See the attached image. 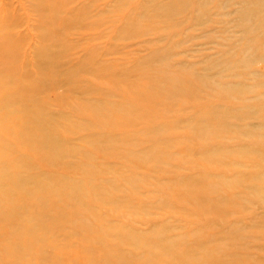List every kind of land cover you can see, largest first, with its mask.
Segmentation results:
<instances>
[{
  "label": "rangeland",
  "instance_id": "374dc122",
  "mask_svg": "<svg viewBox=\"0 0 264 264\" xmlns=\"http://www.w3.org/2000/svg\"><path fill=\"white\" fill-rule=\"evenodd\" d=\"M0 161V264H264V0H0Z\"/></svg>",
  "mask_w": 264,
  "mask_h": 264
},
{
  "label": "bare ground",
  "instance_id": "6f19581e",
  "mask_svg": "<svg viewBox=\"0 0 264 264\" xmlns=\"http://www.w3.org/2000/svg\"><path fill=\"white\" fill-rule=\"evenodd\" d=\"M182 89L185 91L183 87ZM147 98L148 96L146 94L140 93L139 102L142 100H147ZM146 106H150L148 101H146ZM0 164L4 166L6 169L4 174H0V206H1L0 213H3L1 209L2 207L4 208L6 217H10V216L13 217V215L17 216L15 214L20 213V216L18 217L21 219V224L24 225V228H22L20 231V235L21 236L25 235V233L28 234L29 236L30 235L36 236V233L37 235H39L41 232H44V227L41 225L43 224L42 221L44 216H51L50 221H52V223H54L56 220L55 216L51 215L52 212L50 211L49 205L42 208L37 207L38 203L43 202L42 200L43 198H44V203H49L50 201H52V199L50 198L52 194L48 192L46 189L38 187L34 182V179L37 176H39L41 172L39 171V169H37L38 170L37 175L32 176L31 179L28 180V184L26 188L23 189L24 190L23 193L20 192L19 189L24 186V181L19 178L18 174L17 175L13 174L12 171L17 167L26 168L28 166L22 164L11 165L2 161H0ZM3 181H6L7 184L10 186L7 190L2 188ZM259 184L260 185H258V190L260 193L264 194V186L261 184V182ZM66 189H67L66 187L62 188V196L61 197L57 196L59 199H61L60 200L61 202H63L65 198H67L68 201L71 200V197H68L64 192V191L68 192L67 191L68 189L67 190ZM53 191L55 192L54 195H57L56 190L53 189ZM74 226L77 229H83L82 226L77 225V223H74ZM77 231H81V230H77ZM30 244L31 242L29 243V245ZM151 244L152 242H149V244L145 248H149ZM22 245L23 244L20 240H18L15 244L12 243L10 244V246L8 247V250L10 251V255H8L7 264H23L24 262H26L27 253L25 250L22 251ZM57 246H59V251L63 253L67 251L66 240H62ZM110 246H113V243H111ZM205 252L206 254L204 256L206 257V260L210 257H214L215 255L212 252L211 246L208 247L207 251L204 250L203 254ZM11 254H13V256H15L16 258L13 257ZM147 256H150V252L148 253ZM177 256L178 258H173L171 261L172 262H177V261L193 262V260L197 261L196 260L197 255L196 254L194 255L190 249H185L184 253L178 252ZM181 256H184L185 259L180 258ZM57 263H62V259L57 261Z\"/></svg>",
  "mask_w": 264,
  "mask_h": 264
}]
</instances>
